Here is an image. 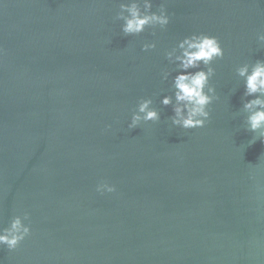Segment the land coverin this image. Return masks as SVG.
I'll list each match as a JSON object with an SVG mask.
<instances>
[{
	"label": "water",
	"instance_id": "water-1",
	"mask_svg": "<svg viewBox=\"0 0 264 264\" xmlns=\"http://www.w3.org/2000/svg\"><path fill=\"white\" fill-rule=\"evenodd\" d=\"M121 2L0 0V228L25 212L32 226L0 264H264V143L248 144L235 73L264 59V0H153L171 23L132 37ZM193 33L225 57L209 122L185 130L161 71ZM142 97L161 120L129 130Z\"/></svg>",
	"mask_w": 264,
	"mask_h": 264
},
{
	"label": "clouds",
	"instance_id": "clouds-1",
	"mask_svg": "<svg viewBox=\"0 0 264 264\" xmlns=\"http://www.w3.org/2000/svg\"><path fill=\"white\" fill-rule=\"evenodd\" d=\"M153 7V0H122L115 20L122 22L123 35L140 36L151 28L155 36L157 29L166 30L172 19L167 5L161 3L156 11ZM257 41L264 45V31L257 33ZM142 48L145 52L156 49L157 41L144 42ZM165 55L168 62L175 65L174 70L161 71V79L170 81L172 90V94L161 99L162 105L172 108L171 125L185 130L205 127L211 118L209 106L220 99L211 83L216 75L214 63L225 57L220 39L207 33H193L179 40ZM235 73L244 86L241 111L244 114L243 130L252 134L248 144L264 143V59L238 65ZM153 105L152 98L142 97L133 109L128 129L133 130L149 122L158 123L161 113ZM96 191L103 195L115 193L117 188L101 181ZM31 233L30 214L25 212L14 216L9 226L0 228V249L17 250Z\"/></svg>",
	"mask_w": 264,
	"mask_h": 264
}]
</instances>
